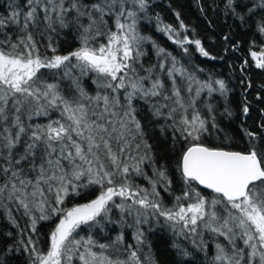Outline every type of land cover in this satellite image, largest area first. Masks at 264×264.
<instances>
[{
  "label": "snow or ice",
  "instance_id": "snow-or-ice-1",
  "mask_svg": "<svg viewBox=\"0 0 264 264\" xmlns=\"http://www.w3.org/2000/svg\"><path fill=\"white\" fill-rule=\"evenodd\" d=\"M231 6L228 0L226 7ZM146 7L147 0H21L19 4L10 0V13L0 15V208L14 226L18 225L12 207L22 209L33 232L38 220L60 216L46 252L29 238L32 264H72L74 258L80 264H141L135 250L128 251L127 259L109 254L110 249L119 251L122 236L112 244L98 243L91 236L77 238V229L99 225L98 218L108 217L112 207L135 213L137 224L147 222L151 209L153 215L180 224L181 234L186 230L202 251L207 248L203 233H211L216 238L212 264H264V135L245 130L248 145L242 151L199 142L209 125H217L214 116L209 120L196 109V98L204 89L224 94L225 83L205 82L186 100L176 79L185 77L186 69L177 67L174 57L170 68L163 62L138 68L141 44L149 38L139 35L136 24L138 13ZM256 7L264 9V0ZM108 19L114 21V30ZM41 25L42 34L75 28L80 46L58 54L49 36L47 47L52 54H42L30 31ZM13 26L22 33L15 40L4 31L15 30ZM180 27H185L183 22ZM161 30L175 32L171 26ZM258 31L264 34V20ZM99 38L106 42L98 43ZM176 42L181 47L194 43L203 56L209 55L199 39ZM163 53L159 49L158 55ZM251 54L257 59L256 52ZM257 67L264 68V54L257 59ZM157 68L171 81L170 89L156 74ZM74 69L81 76L97 75L95 95L84 90L73 76ZM42 70L52 73V82ZM57 77L70 79L75 94L66 95ZM186 79L191 93L193 77L188 74ZM153 98H159L151 104L153 115L163 116L167 109L165 118L172 121L168 127L188 143L177 162L186 188L171 208L159 199L157 185L167 191L172 181L166 167H155L134 106L137 99L151 102ZM54 111L59 116L52 119ZM243 112L248 113L247 106ZM38 117L48 118L47 122L33 123ZM146 162L154 168L155 179L148 178L151 191L134 185L129 176L130 170L146 176L142 169ZM193 182L214 195H201ZM89 186L100 188L95 199L70 209L61 207L66 198L80 195ZM196 236L201 237L199 244ZM135 238L142 243L143 233L138 231Z\"/></svg>",
  "mask_w": 264,
  "mask_h": 264
},
{
  "label": "trees",
  "instance_id": "trees-1",
  "mask_svg": "<svg viewBox=\"0 0 264 264\" xmlns=\"http://www.w3.org/2000/svg\"><path fill=\"white\" fill-rule=\"evenodd\" d=\"M17 4L21 0H15ZM260 0H232V6L226 7L228 0H147V7L138 13L137 32L149 39L141 44L143 55L137 67L151 68L165 63L170 68L172 58L177 62V67L186 69L185 77L177 76V86L180 87L182 95L187 100L195 96V90L200 85L209 81L223 80L226 92L219 91L208 93L207 89L201 91L196 98V109L205 118L211 120L215 117L216 128L209 125V132L202 136L201 141L209 147H223L233 151H242L248 145V137L245 130L264 135V68L257 67V62L252 56L256 52L258 59L264 54V34L258 31V25L264 20V9L256 7ZM10 0H0V15H8ZM253 8V12H249ZM235 9V11H233ZM181 22L184 28L180 27ZM108 24L114 30V21L108 19ZM165 26L175 29L173 33L162 31ZM15 29V26H13ZM43 25L39 30L30 29L42 54L51 55L47 45L48 37L56 47L58 54H67L80 46L79 35L75 28L58 29L56 32L42 34ZM15 40L17 35H22L18 29H5ZM183 35V38L180 36ZM171 37V38H170ZM196 40L208 56H203L192 43L183 47L175 40ZM104 38H99L98 43H104ZM164 53L158 55L159 49ZM46 73L45 79L52 82V73ZM141 75L145 73L141 71ZM166 86L171 88V81L165 73L156 69ZM191 74L192 92L187 91L189 81L186 76ZM73 76L78 77L81 86L90 95H95L97 75L89 72L80 75L79 69L73 70ZM65 94H75L71 88V80L68 78H56ZM218 89V85L213 83ZM121 98L123 94L121 93ZM159 98H153L151 102L137 99L134 106L137 111V119L140 121L144 140L151 145V155L156 161L155 167L161 165L167 168V174L172 181L171 187L165 191L162 185H157L160 193L159 199L165 207L171 208L175 204V197L183 193L186 186L178 170L177 162L188 143L180 138L179 133H173L172 121L167 120V109L164 115L156 117L153 115L151 104ZM248 107V113L243 112ZM192 109H189V114ZM58 112H52V119L58 118ZM179 118V113L176 114ZM48 118L38 117L33 123H46ZM139 139V138H138ZM143 149H141V154ZM131 163V161H129ZM144 175H136L130 170V180L134 185L151 191L148 178L155 179L153 166L146 162L142 165ZM147 177V178H146ZM193 187L201 195L211 198L214 194L201 190L194 182ZM99 186H89L81 190L80 195H72L65 199L61 205L63 209L89 203L99 194ZM119 203V198H116ZM186 203V202H185ZM138 207V206H137ZM144 212V210H141ZM153 210H147L146 220L137 224L136 215L122 213L120 209L112 207L106 218L99 225L89 227L82 225L77 231L79 237L87 239L92 237L98 243L112 244L118 236H122V242L117 246L119 251L110 249L109 254L114 258L127 259L128 251L135 250L140 258L141 264H212L215 255L216 239L207 232L203 233V241L207 245L205 250H200L193 244V236L181 234V225L168 222L163 217L152 214ZM12 217L15 218L14 226L9 214L0 208V264H32L33 253L29 250L28 240L31 238L37 242L40 251L48 250L49 235L59 222L60 216H52L49 220L37 221L36 231L31 230L29 217L23 215V210L12 207ZM39 215V213H36ZM145 217L141 216V220ZM143 233V242L136 240L137 232ZM10 233V235H9ZM196 244L200 243L201 237H195ZM131 246V248H129ZM98 250V249H94ZM187 252L188 255L183 253ZM72 264H80L74 258Z\"/></svg>",
  "mask_w": 264,
  "mask_h": 264
},
{
  "label": "rangeland",
  "instance_id": "rangeland-1",
  "mask_svg": "<svg viewBox=\"0 0 264 264\" xmlns=\"http://www.w3.org/2000/svg\"><path fill=\"white\" fill-rule=\"evenodd\" d=\"M181 37L183 38V35H181L180 38H181ZM175 41H178V40H175ZM193 44H194V43H193ZM179 45H180V44H179ZM187 45H191V44H184V45H183V48H185V46H187ZM194 45H195V44H194ZM180 47H181V45H180ZM78 230H79V229H77V231H78ZM207 233H208V232H207ZM208 234H211V233H208ZM211 235H212V234H211ZM215 239H216V238H215ZM218 239H220V240L222 241L223 238H218Z\"/></svg>",
  "mask_w": 264,
  "mask_h": 264
},
{
  "label": "water",
  "instance_id": "water-1",
  "mask_svg": "<svg viewBox=\"0 0 264 264\" xmlns=\"http://www.w3.org/2000/svg\"><path fill=\"white\" fill-rule=\"evenodd\" d=\"M257 59H258V56H257ZM257 59H254L256 62H257ZM201 190H203V191H206V192H210L211 193V191L210 190H208V189H204L202 186H200V185H197Z\"/></svg>",
  "mask_w": 264,
  "mask_h": 264
}]
</instances>
